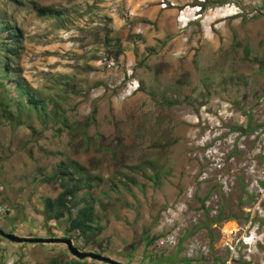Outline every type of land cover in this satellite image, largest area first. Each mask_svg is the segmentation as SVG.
Masks as SVG:
<instances>
[{
  "label": "rangeland",
  "instance_id": "374dc122",
  "mask_svg": "<svg viewBox=\"0 0 264 264\" xmlns=\"http://www.w3.org/2000/svg\"><path fill=\"white\" fill-rule=\"evenodd\" d=\"M33 2L64 15L40 16ZM168 2L0 0V14L24 33L14 66L62 103L70 125L34 117L15 126L0 114V229L68 238V215L47 222L44 214L61 182L44 180L71 158L108 179L98 190L108 193L97 210L105 229L90 252L126 264L175 256L192 262L173 264H264V0ZM149 32L155 44L140 52ZM107 37L123 45L117 67L109 66ZM130 79L140 88L122 99ZM136 166L155 179L139 176L132 191H113L109 181L136 175ZM103 240L109 246L100 252ZM75 258L65 244L0 237V264Z\"/></svg>",
  "mask_w": 264,
  "mask_h": 264
},
{
  "label": "trees",
  "instance_id": "16d2710c",
  "mask_svg": "<svg viewBox=\"0 0 264 264\" xmlns=\"http://www.w3.org/2000/svg\"><path fill=\"white\" fill-rule=\"evenodd\" d=\"M16 1V0H12ZM203 5H206L203 3ZM34 9L40 16L62 19L64 11L54 6L40 5L33 2ZM261 7V6H260ZM263 10V8H261ZM13 18L8 14H0V111L1 118L7 120L15 126H22L33 120L34 117L42 120L45 124L54 123L62 127L70 128L67 111L62 103L54 97H48L39 90H36L29 80L23 76L21 67H16L17 59L21 57L23 49L24 33L13 23ZM106 43L110 47L111 57L119 61L124 53V48L120 40L112 43L111 38H106ZM170 103V102H169ZM177 103V101L173 102ZM0 118V120H1ZM88 123L84 129H87ZM251 125V124H250ZM248 131L247 128L240 127ZM155 168L153 164H150ZM136 175L120 172L117 181L112 179L109 181L112 190L115 192L132 191L133 186L140 185L137 177L143 176L155 179L147 175L145 169L136 166L133 167ZM159 178V174L156 175ZM59 180L63 190L57 198H46L44 201V214L47 222L61 221L68 215V225L65 227L68 238L74 241H82L83 251H90L87 248L92 240H96L103 233L102 225L98 214V207H104L103 197L108 196L106 191L98 193V190L107 182L108 179L103 174L97 173L76 160L68 158L62 160L55 168L52 175L48 176L44 181L50 182ZM76 208V213L74 210ZM222 212L217 216L221 219ZM213 220V219H212ZM216 220V219H214ZM76 236L74 239L73 236ZM162 235L150 237L146 242V246L150 247ZM0 237H3L0 235ZM100 252L108 250L109 241L100 242ZM97 248V247H96ZM98 249V248H97ZM99 250V249H98ZM99 252V251H98ZM77 259L71 264H94L89 259ZM162 261H168L170 264L178 261L191 263V259L181 258L177 260V256L173 258H160ZM159 262V258L156 259ZM51 264H59L58 260Z\"/></svg>",
  "mask_w": 264,
  "mask_h": 264
},
{
  "label": "water",
  "instance_id": "95a60500",
  "mask_svg": "<svg viewBox=\"0 0 264 264\" xmlns=\"http://www.w3.org/2000/svg\"><path fill=\"white\" fill-rule=\"evenodd\" d=\"M0 235L14 243H61V244H65L68 247L71 254L74 257L81 259V260L90 258L93 260L106 262L109 264H126V263L119 262L113 258H110L102 253L83 251L79 249L77 246H75L73 240L70 238H59V237L29 238V237L19 236L14 233H8L2 229H0Z\"/></svg>",
  "mask_w": 264,
  "mask_h": 264
},
{
  "label": "built area",
  "instance_id": "2783aa9c",
  "mask_svg": "<svg viewBox=\"0 0 264 264\" xmlns=\"http://www.w3.org/2000/svg\"><path fill=\"white\" fill-rule=\"evenodd\" d=\"M160 2H161V6L163 8H165V9L168 8V5H169L168 0H160ZM184 17H185V12L182 11L181 14H180V17H179L180 21H182L184 19ZM183 23H184V25H186L188 23V20H186V22H183ZM109 66L110 67H112V66H116L117 67L118 66V62L112 58L109 61ZM132 75H133V70L132 69L128 70L127 76L129 78H131ZM139 88H140L139 82L134 80V79H130L128 81V84H127L125 90L121 93L120 97L122 99H125V98L131 96L133 93H135Z\"/></svg>",
  "mask_w": 264,
  "mask_h": 264
},
{
  "label": "crops",
  "instance_id": "0c3cea01",
  "mask_svg": "<svg viewBox=\"0 0 264 264\" xmlns=\"http://www.w3.org/2000/svg\"><path fill=\"white\" fill-rule=\"evenodd\" d=\"M146 15L149 16V14H147V12H146ZM171 15L174 16V12H171ZM144 37H145L143 39L144 43L140 44V52L149 51L150 49H152V47L155 44L154 39L156 38V36H154V34H152L151 32H149L148 34H146Z\"/></svg>",
  "mask_w": 264,
  "mask_h": 264
}]
</instances>
